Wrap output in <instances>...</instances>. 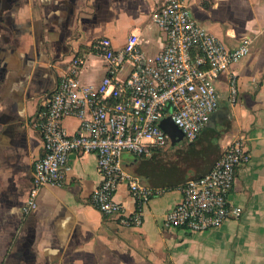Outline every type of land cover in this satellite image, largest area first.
I'll return each mask as SVG.
<instances>
[{
  "label": "crops",
  "instance_id": "obj_1",
  "mask_svg": "<svg viewBox=\"0 0 264 264\" xmlns=\"http://www.w3.org/2000/svg\"><path fill=\"white\" fill-rule=\"evenodd\" d=\"M163 2L0 0V264H264V0H188L196 19L228 49L246 37L253 42L232 68L237 104L229 102V74L222 73L217 110L195 141L173 130L167 146L149 156L123 152L126 172L166 189L146 204L141 226L123 227L91 204L103 181L94 153L72 152L65 183L44 187L38 207L23 212L43 146L34 121L70 60L84 53L80 80L99 84L107 66L92 54L98 39L122 48L139 34L142 49L155 57L166 35L152 15ZM63 125L73 135L80 120L65 118ZM243 137L252 158L238 169L231 194L242 217L204 232L166 227L167 214L183 199L180 187L209 172L226 146ZM116 199L127 214L136 210L126 183Z\"/></svg>",
  "mask_w": 264,
  "mask_h": 264
},
{
  "label": "built area",
  "instance_id": "obj_2",
  "mask_svg": "<svg viewBox=\"0 0 264 264\" xmlns=\"http://www.w3.org/2000/svg\"><path fill=\"white\" fill-rule=\"evenodd\" d=\"M152 21L166 35L163 50L153 58L142 49L139 34H131L122 48H115L109 38L93 43L92 54L107 66L99 84L80 80L87 62L84 53L70 60L34 121L43 146L34 161L25 215L38 207V195L44 187L65 183L72 152L94 153L103 181L92 193L91 204L104 215L115 216L123 227L141 226L146 204L166 189L143 185L126 172L121 164L123 152L145 157L165 148L169 135L161 123L166 117L187 141H195L217 110L216 81L222 73L229 74V102L237 104L238 77L232 68L250 53L251 39L246 37L236 48L228 49L196 19L188 0H164ZM69 117L80 120L73 135L63 125ZM251 158L244 137L228 144L209 172L180 187L183 199L167 214L165 226L204 232L228 220H239L243 209L231 201V194L238 169ZM122 183L137 203L132 214H127L116 199Z\"/></svg>",
  "mask_w": 264,
  "mask_h": 264
},
{
  "label": "water",
  "instance_id": "obj_3",
  "mask_svg": "<svg viewBox=\"0 0 264 264\" xmlns=\"http://www.w3.org/2000/svg\"><path fill=\"white\" fill-rule=\"evenodd\" d=\"M192 9V12H193V8ZM193 15L195 16L194 12H193ZM161 126L163 127V129L168 133V135L170 136L172 131L173 130H179L181 131L174 123L173 121L171 120L170 117H166L162 123H161Z\"/></svg>",
  "mask_w": 264,
  "mask_h": 264
}]
</instances>
